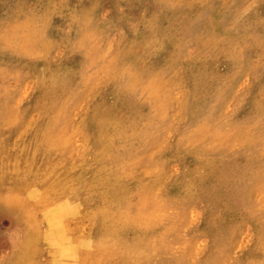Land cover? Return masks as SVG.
<instances>
[{"label": "rangeland", "instance_id": "1", "mask_svg": "<svg viewBox=\"0 0 264 264\" xmlns=\"http://www.w3.org/2000/svg\"><path fill=\"white\" fill-rule=\"evenodd\" d=\"M0 176V264H264V0H0Z\"/></svg>", "mask_w": 264, "mask_h": 264}, {"label": "bare ground", "instance_id": "2", "mask_svg": "<svg viewBox=\"0 0 264 264\" xmlns=\"http://www.w3.org/2000/svg\"><path fill=\"white\" fill-rule=\"evenodd\" d=\"M17 15V14H16ZM14 21V20H13ZM24 23V22H23ZM15 25V24H14ZM17 25V24H16ZM19 25V24H18ZM10 26V25H9ZM5 27V26H4ZM24 29V28H23ZM19 31V30H18ZM23 32H24V30H23ZM32 32V31H31ZM39 33V32H38ZM28 34V33H27ZM9 35V34H8ZM3 36V35H2ZM28 35H26V37H27ZM14 37V36H13ZM6 39V38H5ZM27 39V38H26ZM37 40V39H36ZM11 42V41H10ZM24 42V41H23ZM27 41H25V43H26ZM37 46V45H36ZM46 46V45H45ZM26 48V47H25ZM36 49V48H35ZM36 51V50H35ZM114 118V117H113ZM116 119V118H115ZM116 121H118L117 119H116ZM115 121V122H116ZM96 122V121H95ZM119 122V121H118ZM118 122H117V124H118ZM116 124V123H115ZM90 132V131H89ZM105 133V132H104ZM112 135V134H111ZM115 137V136H114ZM111 143V142H110ZM111 148V147H110ZM102 150V149H101ZM107 151V150H106ZM107 153V152H106ZM105 159H106V157H105ZM90 161V160H89ZM102 161V160H101ZM101 165V164H100ZM111 165V164H110ZM107 166V165H106ZM112 168V167H111ZM117 168V167H116ZM106 169V168H105ZM115 169V168H114ZM113 169V170H114ZM129 169V168H128ZM107 170V169H106ZM122 170V169H121ZM55 171V170H54ZM87 171V170H86ZM128 171V170H127ZM126 172V171H125ZM29 173V172H28ZM46 173V172H45ZM128 173V172H127ZM54 177V176H53ZM0 178H1V176H0ZM32 176H29L28 177V183L29 182H31V183H33L32 182ZM100 179V178H99ZM62 182V181H61ZM49 183V182H48ZM47 183V184H48ZM128 183V182H127ZM36 184H37V182H36ZM42 184V183H41ZM53 188V187H52ZM30 189V188H29ZM103 189V188H102ZM126 189V188H125ZM114 191V190H113ZM54 192V191H53ZM90 193V192H89ZM97 194V193H96ZM73 195V194H72ZM96 196V195H95ZM94 201V200H93ZM99 201V200H98ZM72 202V201H71ZM91 202V201H90ZM100 202V201H99ZM129 203V202H128ZM84 204V203H83ZM89 204V203H88ZM100 207V209H99V211L101 212V217L103 216V219L105 220V218H106V216L108 215V213L107 212H102L103 211V209H104V206H99ZM110 213V212H109ZM111 214V213H110ZM136 215V214H135ZM109 217H110V215H108ZM108 216H107V219H108ZM139 216V215H138ZM105 217V218H104ZM113 217H115V216H113ZM121 217V216H120ZM136 218H137V215L135 216ZM121 218H123V216L121 217ZM120 218V219H121ZM119 219V220H120ZM135 219V218H134ZM98 220V219H97ZM137 220V219H136ZM122 221H125V220H122ZM97 222V221H96ZM111 222V221H110ZM115 222V221H114ZM117 223L119 222V221H116ZM105 223H107V222H105ZM112 223V222H111ZM99 224V223H98ZM108 224V223H107ZM114 224V223H113ZM133 224H134V222H133ZM95 225H97V223L95 224ZM117 225H119V224H117ZM126 225H127V223H126ZM131 225V224H130ZM101 227H103L102 225H101ZM89 228V227H88ZM98 228H100V227H98ZM114 228V227H113ZM121 228H123V226H121ZM26 229H28V228H26ZM53 229V228H52ZM91 229H92V227H91ZM95 229H97V226H96V228ZM115 229V228H114ZM32 230V229H31ZM51 230V229H50ZM116 230V231H115ZM115 230H113V229H111V227L110 226H106L105 225V231H104V234L102 235L103 237L104 236H108V237H110V236H112L111 238L112 239H114V240H116V237H117V234H118V232H117V230H119V229H115ZM30 231V230H29ZM28 232V231H27ZM31 232V231H30ZM29 232V233H30ZM91 232V231H90ZM94 233H93V236H91L92 237V239H93V241H94V239H96L97 237H96V233H95V231H93ZM26 233V232H25ZM44 233V232H43ZM45 234V233H44ZM28 235V234H27ZM26 235V236H27ZM39 237V236H38ZM103 237H101V238H103ZM29 238V237H28ZM105 239V238H104ZM34 240V239H33ZM33 240H29L30 242H31V244H32V241ZM98 241H100L99 240V238H98ZM112 241V240H111ZM29 242V243H30ZM92 242V241H91ZM113 242V241H112ZM24 243H25V241H24ZM101 243H105V242H102L101 241ZM28 244V243H27ZM26 243H25V245H27ZM112 244V243H111ZM90 245H91V243H90ZM109 245H110V239H109ZM114 245V243L112 244V245H110V247L111 246H113ZM28 246V245H27ZM29 246H30V244H29ZM115 246H119L118 244L117 245H115ZM92 248H93V246H91ZM95 247V246H94ZM99 247V246H98ZM98 247H96V249L98 248ZM91 248V249H92ZM107 248V247H106ZM111 248H114V247H111ZM115 249H116V247H115ZM119 249V248H118ZM98 250H100V249H98ZM108 250H110V249H108ZM117 250V249H116ZM96 251V250H95ZM101 252H102V250H101ZM20 256V255H19ZM24 260V259H23ZM22 260V261H23Z\"/></svg>", "mask_w": 264, "mask_h": 264}]
</instances>
